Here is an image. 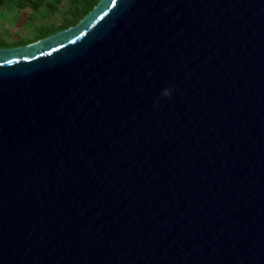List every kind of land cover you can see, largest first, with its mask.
Listing matches in <instances>:
<instances>
[{
	"label": "water",
	"instance_id": "obj_1",
	"mask_svg": "<svg viewBox=\"0 0 264 264\" xmlns=\"http://www.w3.org/2000/svg\"><path fill=\"white\" fill-rule=\"evenodd\" d=\"M0 264H264V0L0 48Z\"/></svg>",
	"mask_w": 264,
	"mask_h": 264
},
{
	"label": "rangeland",
	"instance_id": "obj_2",
	"mask_svg": "<svg viewBox=\"0 0 264 264\" xmlns=\"http://www.w3.org/2000/svg\"><path fill=\"white\" fill-rule=\"evenodd\" d=\"M2 1L5 3L0 9V48H13L37 42V39L63 22L70 2L45 0L46 4L51 3L50 9L46 5L39 11L32 12L29 9L21 11L9 4L8 0Z\"/></svg>",
	"mask_w": 264,
	"mask_h": 264
},
{
	"label": "trees",
	"instance_id": "obj_3",
	"mask_svg": "<svg viewBox=\"0 0 264 264\" xmlns=\"http://www.w3.org/2000/svg\"><path fill=\"white\" fill-rule=\"evenodd\" d=\"M7 2L16 6V8L20 9L21 11L29 9L32 12H37L46 5L49 9L52 7L51 3L46 4L45 0H8ZM99 2L100 0H70L69 10L66 13V17L64 18L63 22L57 27L53 28L48 34L43 35L36 41L47 38L60 31L67 30L70 27L76 26L82 19L92 12ZM4 3V1L0 0V9Z\"/></svg>",
	"mask_w": 264,
	"mask_h": 264
},
{
	"label": "clouds",
	"instance_id": "obj_4",
	"mask_svg": "<svg viewBox=\"0 0 264 264\" xmlns=\"http://www.w3.org/2000/svg\"><path fill=\"white\" fill-rule=\"evenodd\" d=\"M165 95H169L170 93L169 92H167V91H165V93H164Z\"/></svg>",
	"mask_w": 264,
	"mask_h": 264
}]
</instances>
